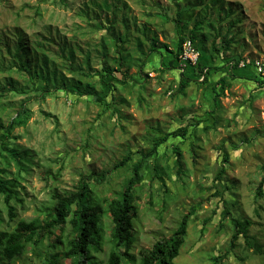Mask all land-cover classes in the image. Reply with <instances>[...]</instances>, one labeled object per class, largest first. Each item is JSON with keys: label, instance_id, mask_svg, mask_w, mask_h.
Segmentation results:
<instances>
[{"label": "rangeland", "instance_id": "obj_1", "mask_svg": "<svg viewBox=\"0 0 264 264\" xmlns=\"http://www.w3.org/2000/svg\"><path fill=\"white\" fill-rule=\"evenodd\" d=\"M209 4L210 0H0L1 68L16 62L12 45L17 33L33 47L40 42L51 47L46 50L43 70H55L56 76L62 73L65 81L77 80L79 67L92 72L103 63L118 68L113 41L102 56L96 45L112 30L113 36L127 35L123 47L131 56L128 68L120 66V71L104 78L111 88L97 76H81V86L89 80L96 92H106L107 105L96 103L91 96L74 97L66 92L27 103L25 124L9 134L16 136L11 141L32 156L30 171L19 188L23 203L15 204L18 219L37 216V208L54 189L73 191L82 175L107 170L130 155L127 166L94 186L100 198H109L154 137L185 125L184 137H167L146 157L142 184L135 191L132 253L138 256L139 250L169 235L194 207L175 264H210V257L226 250L221 264H264V194L254 198L264 174V0H220L214 9ZM177 10L182 12L180 19ZM195 20L204 23L194 29L197 37L191 41L187 34ZM225 33L231 43L224 52L219 40ZM152 36L157 40L156 51L139 68L144 56L141 50L148 52ZM178 36L184 41L176 52ZM187 41L192 58H181ZM61 45L73 49L72 63L65 61V53L63 58L55 54H60ZM170 59L175 63L170 64ZM204 71L206 82L202 81ZM182 75L193 79L183 92L176 93ZM221 77L224 81L219 84ZM5 79L18 90L28 83L27 76L14 68L0 71V83ZM26 96L10 91L0 97V108L5 106L0 110L2 124L14 116ZM175 146L181 152L182 177L175 173ZM154 166L157 177L152 174ZM48 169L51 174L45 176ZM225 206L251 222L249 244L241 236L229 249L232 231L228 219L222 218ZM3 217L7 218L5 212ZM221 222L225 229L219 227ZM103 223L106 241L95 254L99 259L106 258L110 247V223L105 216ZM0 227L11 229L5 222ZM33 261L42 263L38 258Z\"/></svg>", "mask_w": 264, "mask_h": 264}, {"label": "trees", "instance_id": "obj_2", "mask_svg": "<svg viewBox=\"0 0 264 264\" xmlns=\"http://www.w3.org/2000/svg\"><path fill=\"white\" fill-rule=\"evenodd\" d=\"M217 2H220V0H210L209 6H211V9H214ZM218 9L222 10L221 8ZM228 11L231 12L230 9ZM181 14V10H177V19H180ZM203 23L202 20L194 21L187 34L191 41H194L197 37L194 29L201 28ZM110 29L111 25L106 28V31L109 32ZM112 31L108 33L107 39L102 37L96 45L99 54L102 56L106 51V47L110 45V39L113 41L114 52L118 56V68L116 69L109 68L104 63L101 65L100 70H94L93 72L79 67L77 69L78 79L65 81L66 77L62 73H58L56 76L55 70H43L48 58L46 50H51V47L42 44V42L33 47L27 42L22 33L16 34L12 45V58L16 59V62L4 68L0 67V71L3 69L8 71L14 68L19 73L23 72L27 76L28 82L27 86L19 90L7 79L0 83V97H4L10 91H18V93L27 95L26 100L21 101L14 110V116L6 123L2 124V118L0 117V226L4 222L9 227L12 223L14 225L12 228L10 227L11 229L0 227V264H15L16 261H18V264H25V262L35 264L33 258L42 259L41 264H63L65 260L70 261L68 264H175L174 259L180 253L187 234L189 218L195 212V208L193 207L190 212L182 216L169 235L158 238L151 247L139 250L138 256H136L132 253L135 242L133 220L137 216L134 201L136 188L142 184L143 173L141 170L146 157L152 156L157 147L167 137H184L187 132V126L185 125L165 132L163 136L154 137L151 147L140 153L139 159L129 167L130 173L125 176L120 188L115 190L109 198H100L94 190V186L109 181L107 180L108 177L115 170L127 166V162L131 159L130 155L124 156L107 170H92L89 174H80L82 175L81 179L75 185L73 191L58 193L54 189L49 200L37 208V216L29 220L17 218L18 213L15 204L16 202L21 205L23 203L19 188H23L21 181L25 180V175L30 171L29 166L32 163V156L28 149H24L11 141L16 136H9L10 131L15 126L25 124L29 115L27 107L29 101H42L46 96L58 92H66L74 97L79 95L91 96L96 103L107 105L105 103L106 92L104 94H101L100 91L96 92L93 83L89 80H85L82 86L80 84L82 82L81 76L87 79L97 76L101 84H105L107 89L111 88L104 78L112 76L113 72L120 71V66L129 67L131 56L123 47L124 42L127 41V35L118 34L113 36ZM150 41L151 46H149L148 52L141 50V54L144 56L139 68L146 65L149 53L156 51L157 40L155 36H152ZM183 41L184 37L178 36L176 52H179ZM212 43V48L216 50L217 46L214 39H212ZM230 43L231 36H229V33L220 34L219 45L224 52L229 50ZM6 49L9 53L7 45ZM58 50L60 54H55L63 58V53H65L66 62L72 63L74 61V52L71 46L61 45ZM237 61L234 60L235 65H237ZM173 62L175 63V59L169 60L170 64ZM37 64H40L39 69L36 66ZM85 64L89 68L88 56ZM199 69L203 68L200 67ZM202 76V81L206 82L207 75L205 71ZM33 79H37L38 83ZM192 79L190 76H180L176 93L183 92ZM223 81V77H221L217 80V83L220 84ZM103 86L102 89H104ZM2 109H5V106ZM2 109L0 108V110ZM173 150L175 173L177 177H182L181 152L177 146ZM224 160H226V155H224ZM12 166L14 170L11 169ZM60 169L57 170V175ZM152 170L154 171L152 172L153 177H155L156 166L152 167ZM48 174H51L49 169L45 171V176ZM53 177L57 179L56 176ZM263 194L264 174L256 186L255 200L262 198ZM3 212H5L7 218L3 217ZM104 216L108 218L110 223L108 229L110 249L105 259H99L95 254L103 250L102 247L106 241ZM222 218L223 220L228 219L232 231L229 239V249L235 246L236 240L241 236L249 244L248 241L251 239L248 235V227L251 222L247 218L235 216L226 206L222 209ZM219 227L225 229L226 226L221 222ZM227 254L228 250L210 257V264H221Z\"/></svg>", "mask_w": 264, "mask_h": 264}, {"label": "built area", "instance_id": "obj_3", "mask_svg": "<svg viewBox=\"0 0 264 264\" xmlns=\"http://www.w3.org/2000/svg\"><path fill=\"white\" fill-rule=\"evenodd\" d=\"M184 46H183V48H182V55H180V57L181 58H185L184 57V55H188L189 57H191L190 56V52H191V50H192V48H191V46H190V42L189 41H187V42H185L184 44H183ZM183 56V57H182ZM193 57H194V59L196 58V56H194L193 55ZM192 58V57H191ZM258 70L260 71V67L258 68Z\"/></svg>", "mask_w": 264, "mask_h": 264}, {"label": "clouds", "instance_id": "obj_4", "mask_svg": "<svg viewBox=\"0 0 264 264\" xmlns=\"http://www.w3.org/2000/svg\"><path fill=\"white\" fill-rule=\"evenodd\" d=\"M103 248V247H102ZM109 249H110V247H109ZM109 251V250H108ZM108 254V253H107Z\"/></svg>", "mask_w": 264, "mask_h": 264}]
</instances>
